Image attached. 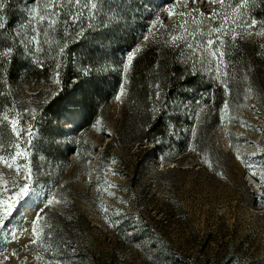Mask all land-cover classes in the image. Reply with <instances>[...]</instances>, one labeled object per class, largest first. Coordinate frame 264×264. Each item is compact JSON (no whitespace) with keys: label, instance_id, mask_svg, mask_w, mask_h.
I'll use <instances>...</instances> for the list:
<instances>
[{"label":"rangeland","instance_id":"1","mask_svg":"<svg viewBox=\"0 0 264 264\" xmlns=\"http://www.w3.org/2000/svg\"><path fill=\"white\" fill-rule=\"evenodd\" d=\"M28 2L5 0L0 9L8 21L0 50L14 49L0 56V156L14 165L0 161V194L15 191L13 181L28 183L30 168L29 204L40 210L35 227L50 247L31 243L35 211L27 219L13 212L8 230H0V264H264V29L255 16L252 35L241 26L235 41L231 33L224 38L219 65L186 46L203 50L205 35L178 46L169 39L179 13L221 10L205 0L187 7L183 0H126L117 23L89 27L83 20L81 35L80 25L67 36L52 33L33 55L10 43ZM248 5L237 14L246 22ZM157 17L163 27H151ZM150 48L158 63L143 75L136 64ZM45 62L53 69L49 81L23 78L26 65ZM13 68L20 70L16 82ZM64 72L74 78L65 90ZM213 89L224 99L215 126ZM102 91L111 94L108 103ZM3 114L33 135L21 132L18 142ZM17 143L22 155L13 161ZM53 197L60 203L47 204Z\"/></svg>","mask_w":264,"mask_h":264},{"label":"snow or ice","instance_id":"2","mask_svg":"<svg viewBox=\"0 0 264 264\" xmlns=\"http://www.w3.org/2000/svg\"><path fill=\"white\" fill-rule=\"evenodd\" d=\"M183 2L184 6L187 7L189 0H183ZM197 2H199V0H191L193 5ZM205 2L219 5L221 10H214L210 14H205L193 8L189 12L179 13L181 20L174 25L177 31L172 33L169 39L171 43L178 46V42L184 41L186 38L195 40L196 33L198 32L205 35L206 38L201 42L203 44V50H201L199 45L194 46L188 44L186 46L193 49L192 54L195 55L197 59L207 55L208 57L214 58L217 65H219L223 63L226 55L224 49L226 41L224 38L231 33V40L235 41L237 35L240 34L235 30L241 26L246 29L244 34L252 35L253 32L247 31V29L254 28L255 22H246L242 15L237 16V14L242 13V10L249 4L250 0H205ZM124 3H126V0H119V2L118 0H29L23 10L25 21L20 25L21 30L12 32L10 43H21L34 55L36 52L42 51L44 45L49 43L46 37L50 36L52 33L59 32L62 36H67L69 34V28L80 25L81 27L76 34L77 36L81 35L85 27V25L82 24L83 20H87V26L89 27L96 20H99L100 24L104 27L117 23L122 18ZM4 4L5 0H0V9L4 7ZM193 13H195V15H193ZM174 14L173 9H168L169 18ZM230 17L231 20L229 19ZM157 22L163 27V22L160 21L158 17L153 20L151 27H155ZM189 23L194 26L191 30L188 28ZM7 27V19L0 16V37L4 35V30ZM25 28L28 30L27 33L22 31ZM213 45H216V47H213ZM66 47V41L60 43L58 54L62 55ZM13 51V47L4 48L0 50V56L8 57ZM139 51L140 49L137 48L127 56L128 66L131 65L133 57L136 55V52ZM125 70H127V67ZM224 74L227 75V72ZM57 82L59 81L57 80ZM2 118L11 123L13 133L18 142L23 140L21 132H25L28 136L33 135L30 129L21 128L17 131L15 120L10 118L7 114H3ZM16 147L17 151L12 153L9 157V159L13 161L22 155L19 150V143H17ZM0 161H3L9 168L14 167V165L9 164L8 160L3 156H0ZM15 170L19 172L18 165L15 166ZM23 179L29 182L19 185L13 181L12 187L15 188V191L5 187L4 190L9 192V195L4 198L3 195L0 194V230H8L5 228V222L10 219H15L13 212H15L17 216H21L22 219H27L28 213L30 211H35L37 214L31 219V225H33L31 229L33 235L31 243L45 248L50 247L45 241L41 240L42 230H38L35 227L41 220L40 210L34 209L32 205L29 204L35 192V187L30 186V168L28 174L25 175ZM109 187H112V185H109ZM53 201H55V203H60L59 200L53 197V200L48 201L47 204H51ZM104 211L107 212V208H105ZM47 239L50 240L51 236L49 235ZM55 264H63V261L58 260Z\"/></svg>","mask_w":264,"mask_h":264},{"label":"trees","instance_id":"3","mask_svg":"<svg viewBox=\"0 0 264 264\" xmlns=\"http://www.w3.org/2000/svg\"><path fill=\"white\" fill-rule=\"evenodd\" d=\"M248 14L245 15V18L249 19L251 18V15H254L255 18L258 20L259 22V27L261 29H264V0H255L250 2V4L248 5ZM257 45V44H256ZM256 48H258L256 46ZM263 52H262V56H263ZM158 63V55H156L155 50L150 48L147 49L146 53H144L142 55V59L140 61L137 62L136 64V68L138 69V71L140 73L146 74V70H152L155 66H157ZM17 68V67H16ZM13 68V70H11L8 75H10V80H12V82H16L19 79L20 74H18V69ZM23 70V78H25L26 80H30L33 81L35 83H41V82H46L49 81V79L51 78L50 74L53 69L50 68V65H48L46 62L45 63H39V64H32V65H26V67ZM63 75H61L59 81H60V85H61V89L65 90L67 89L68 85H70L71 83H73V77L70 73L68 72H64L62 73ZM261 74L260 70H254L253 72V79L259 78V75ZM3 75L0 72V92L2 90V88L4 87L3 84ZM176 82V81H174ZM227 83L229 85V87L231 89L234 88L233 83L230 81V79H227ZM174 84V83H173ZM213 93L215 94V100L213 103V107H214V119L211 122V126H215L218 123L219 120V109L224 101V99H221L218 97V91L214 92V89L212 90ZM111 94L110 93H106V91H102L101 94V99L105 98V102L108 103V100L110 99ZM65 95L63 92L59 93L56 100L54 101V103L56 104V106L64 100ZM0 102H1V98H0ZM162 132V131H161ZM149 140L154 141L153 137H150Z\"/></svg>","mask_w":264,"mask_h":264}]
</instances>
